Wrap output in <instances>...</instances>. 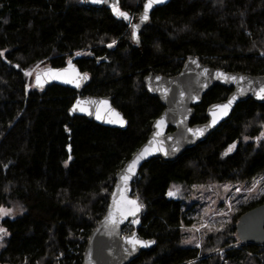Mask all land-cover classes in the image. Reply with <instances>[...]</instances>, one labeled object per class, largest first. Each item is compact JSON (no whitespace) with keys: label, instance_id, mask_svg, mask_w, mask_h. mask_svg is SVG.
Segmentation results:
<instances>
[{"label":"trees","instance_id":"16d2710c","mask_svg":"<svg viewBox=\"0 0 264 264\" xmlns=\"http://www.w3.org/2000/svg\"><path fill=\"white\" fill-rule=\"evenodd\" d=\"M142 2L119 0V9L135 20ZM0 52V207L15 211L14 218L0 217L8 232L0 240V264H81L116 172L163 109L143 78L150 71L174 76L189 56L213 68L263 75L264 0H171L152 12L138 46L130 26L105 7L0 0ZM77 54L74 64L88 76L80 92L36 88L25 75L40 65L61 68ZM230 92L210 89L190 123L205 122L207 107ZM78 93L109 96L127 128L68 117ZM263 129L264 103L248 99L205 141L173 161L153 158L141 167L132 188L142 212L138 225L124 230L155 245L129 264H264V245L241 244L235 235L238 217L264 203V191L219 228L204 230L198 246L184 243L181 228L192 220L182 200L168 195L172 183L248 185L264 177Z\"/></svg>","mask_w":264,"mask_h":264},{"label":"water","instance_id":"95a60500","mask_svg":"<svg viewBox=\"0 0 264 264\" xmlns=\"http://www.w3.org/2000/svg\"><path fill=\"white\" fill-rule=\"evenodd\" d=\"M170 1L171 0H164L163 3L154 4L152 9L149 10L148 20L142 22L141 17L144 13L143 6L147 3V0H143L141 10L134 22H132L131 16L128 15L131 20L130 24L128 20L118 17L113 11L114 6L119 8V0H103L101 3H93L92 0H85L88 7H105L117 18L130 24V37L137 46L139 42L133 38L132 25H139L137 29V36L139 39V33L142 27L149 21L152 12L166 6ZM80 56V54L73 56L67 61L65 66L61 68L53 69L45 67L41 71L35 72L33 77L34 86L36 88H44L48 85H57L69 88L75 92H80L82 87L88 82V76L80 72L74 64V61L80 58ZM69 61H71V64ZM49 69L53 71L67 69L68 71L64 78L53 79L51 76L46 75ZM218 73L223 75H218ZM38 74L41 76L42 87L36 86V76ZM231 77H235L236 79H230ZM65 79H70L72 82L66 83ZM143 82L146 92L149 96L156 98L163 109L153 120L150 132L145 141L116 172L105 213L88 236L82 253L81 264H129L141 253L152 250L155 242L150 243L147 247L137 245L136 250L132 251V246L128 243L130 237L135 236V238L141 241L148 242L154 240L142 238L138 236L135 231L123 233V229L129 222L137 219L142 212V205L139 200L133 196L132 188V184L141 167L153 158H159L163 161H173L192 146L205 141L213 131L230 118L238 103L248 99H252L257 103H264V100L259 99L256 95L259 88L264 87V74L250 75L213 68L202 63L196 56H189L183 63L180 71L174 76H164L150 71L143 78ZM215 86L230 88L231 92L224 100L212 103L207 107L205 122L191 124L190 121L194 116L195 107L201 104L203 96ZM241 92H243V94H241ZM233 96L237 99L228 110V114L221 115V110L217 106L226 104ZM102 101H107V106L102 104ZM74 108H76L75 111H73ZM80 108L86 109V111H80ZM108 108L119 113L125 123H108V120L116 118L112 112L108 111ZM213 113L216 114V122L214 124ZM67 115L70 118L83 117L100 126L119 130H125L128 124L123 114L113 107L109 96L80 95V93H78L68 108ZM97 115H99L101 119H97ZM159 120L164 121V125L161 129L155 127L156 122ZM189 128L204 129V135L194 137L188 132ZM157 132H160L161 135L157 136ZM260 138H262L261 135ZM150 142L151 155H146V157L140 161L135 170V174L132 175L125 184V182L121 180V176L124 175V169L145 147L149 146ZM161 146L164 151H157V147ZM173 149L176 150L173 151ZM165 151L168 153L167 155H165ZM125 188L127 189L126 191ZM122 196L129 200H136L137 203L141 205L139 212H137L135 216L129 215L127 217H121L120 213L117 211V205L121 201ZM112 219L118 221L115 227H113L111 223ZM235 235L241 244L264 245V203L247 210L238 217L235 225Z\"/></svg>","mask_w":264,"mask_h":264},{"label":"rangeland","instance_id":"374dc122","mask_svg":"<svg viewBox=\"0 0 264 264\" xmlns=\"http://www.w3.org/2000/svg\"><path fill=\"white\" fill-rule=\"evenodd\" d=\"M135 20H132V22ZM128 25L130 26V24ZM45 67L46 65H40L31 70L29 72L31 73L29 75L30 80L32 81L35 72L41 71ZM262 132H264V129ZM228 152L230 151L228 150L226 153ZM170 190L174 193V197L181 199L184 203L183 209L186 208L185 218L192 220L190 226L181 228L184 234V243L188 245H194L195 243L198 246L201 236L205 234L204 230L212 231L219 228L222 222L227 219V216L237 209L242 202L250 201L252 196L256 198L263 193L264 177L253 180L248 185L226 182L191 185L172 183ZM14 212L12 209V214ZM16 213H19L18 209ZM14 217V214L10 216V218ZM134 221L130 223L132 227L138 225V219ZM123 232L128 233L131 231L123 230Z\"/></svg>","mask_w":264,"mask_h":264},{"label":"snow or ice","instance_id":"6c2138e0","mask_svg":"<svg viewBox=\"0 0 264 264\" xmlns=\"http://www.w3.org/2000/svg\"><path fill=\"white\" fill-rule=\"evenodd\" d=\"M93 3H101L103 2V0H92ZM164 0H147V3L144 4V13L141 17V21H146L148 20V13L149 10L152 9L154 4H159V3H163ZM113 11L115 12V14L118 17H122L125 20H128L129 23L131 24V20L128 16V14L126 12H122L120 11V9L118 7H113ZM133 28V38H135L137 40V42H139L138 36H137V29L139 28L138 24H133L132 25ZM112 45H109V47H111ZM4 53L0 52V56H3ZM69 63L71 64V61H69ZM67 69L62 70V71H53L51 69H49L46 73V75L51 76L53 79H61L64 78L66 76L67 73ZM25 75H31V73H25ZM218 75H223L218 73ZM230 79L235 80V77H231ZM66 83H71L72 80L70 79H65ZM36 86L37 87H42L41 84V76L38 74L36 76ZM79 86V85H77ZM241 94H243V92H241ZM256 95L259 99L264 100V87H260L259 91L256 92ZM237 98L235 96H233L231 99L228 100V102L226 104L223 105H219L217 106L220 110H221V115H227L228 114V110L231 108L233 102L236 100ZM102 104H104L105 106H107V101H102ZM78 107V105H77ZM76 108L73 109V111H75ZM80 111H86V109L80 108ZM108 111L112 112L113 115L116 117L115 119H110L108 120V123H119V124H124L125 121L120 117L119 113L114 112V110L108 108ZM215 116L216 114L213 113V124L216 122L215 120ZM97 119H101V117L99 115H97ZM164 125V121L163 120H159L156 122L155 127L157 129H161ZM204 129H192L189 128L188 132L191 133L192 136L194 137H199V136H203L204 135ZM157 136L161 135L160 132L156 133ZM262 137H264V133L261 134ZM258 140L260 139L259 137L257 138ZM151 142L149 144L148 147H145L124 169V175L121 176V180L125 182V184L127 183V181L131 178L132 175L135 174V170L137 168V165L140 163L141 160H143L146 155H151ZM233 148H235V145H231L229 147V151H231ZM157 151H164L163 147H157L156 149ZM176 149H173V151H175ZM69 151H71V149H69ZM168 153L165 151V155H167ZM227 154V153H225ZM69 159H71V157H69ZM127 189L125 188V191ZM169 196L174 195L173 192H169L168 193ZM141 205H139L137 203L136 200H129L125 197H121V201L119 202V204L117 205V211L120 213L121 217H127L129 215L131 216H135L137 212H139ZM12 215V209H8V208H3L0 207V217H9ZM137 222V221H134ZM111 223L113 225V227L116 226V224L118 223V221L116 219H112ZM8 232L7 229L4 228H0V240H3L4 236H7ZM128 243L132 246V251L136 250L137 245L140 246H144L147 247L149 246L150 243H154V241L152 242H148V241H141L137 238H135V236H132L129 238Z\"/></svg>","mask_w":264,"mask_h":264}]
</instances>
